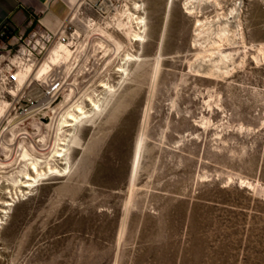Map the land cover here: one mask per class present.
<instances>
[{"label": "rangeland", "instance_id": "374dc122", "mask_svg": "<svg viewBox=\"0 0 264 264\" xmlns=\"http://www.w3.org/2000/svg\"><path fill=\"white\" fill-rule=\"evenodd\" d=\"M206 1L193 16L183 0L89 11L69 56L30 85L20 72L19 105L64 82L48 112L18 124L0 96V264H264V0ZM235 8L241 35L194 45L198 20ZM19 48L0 50L4 71ZM219 50L229 71L192 67Z\"/></svg>", "mask_w": 264, "mask_h": 264}, {"label": "built area", "instance_id": "2783aa9c", "mask_svg": "<svg viewBox=\"0 0 264 264\" xmlns=\"http://www.w3.org/2000/svg\"><path fill=\"white\" fill-rule=\"evenodd\" d=\"M120 1L121 0H79V5L81 7L89 6L101 14H115L119 13ZM208 5L209 2L206 0H183L182 2L184 12L191 16L200 13V11H205ZM135 8L138 9L137 7ZM129 13L131 14V11ZM75 20L76 14H73L59 31H53L47 27H38L34 29L26 38H20L18 41L20 48L12 62L15 68L14 71H4L5 68L0 67V96L3 97L5 91L13 96L10 102V112H14L15 115L10 119L11 121L17 119V123L20 124L37 114L42 115L48 112L61 94L64 88V82L57 77H53L51 83L44 87L38 98L27 99L19 105L20 99L17 97L18 85L21 84L19 82V73L27 72L25 83L30 85L33 80H39L45 74V72L41 74V65L43 64L44 58L49 52H52L55 46L59 44L69 48L75 47L78 43V39L81 37L80 32L74 25ZM136 21L137 20L134 21L136 23V30L133 33L134 36L130 39L131 42L141 41L136 39L135 34L144 33V25ZM12 36L13 31L6 21L0 27V38L2 40H8L12 38ZM49 69V71H51L52 66H50ZM3 142L4 140L1 136L0 147Z\"/></svg>", "mask_w": 264, "mask_h": 264}, {"label": "crops", "instance_id": "0c3cea01", "mask_svg": "<svg viewBox=\"0 0 264 264\" xmlns=\"http://www.w3.org/2000/svg\"><path fill=\"white\" fill-rule=\"evenodd\" d=\"M89 11L95 10L81 7L79 0H0V27L7 21L13 31L12 38H0V50L17 44L38 27L59 31L73 14H76L74 25L78 30L85 20L91 19L86 17Z\"/></svg>", "mask_w": 264, "mask_h": 264}, {"label": "bare ground", "instance_id": "6f19581e", "mask_svg": "<svg viewBox=\"0 0 264 264\" xmlns=\"http://www.w3.org/2000/svg\"><path fill=\"white\" fill-rule=\"evenodd\" d=\"M197 1V0H195ZM213 1V0H212ZM211 1V2H212ZM138 5V4H137ZM135 5V7L139 8L140 5ZM170 6V5H169ZM239 16V10L238 8L233 9L230 12V17L231 19L228 18H222L221 16L219 17V19H217L215 22H211V23H205L202 20H198L197 23V35L194 39V45H201V47H205L208 45H213V46H218V49H223V45L226 41H230L232 39V36L234 34V29L232 27H236L237 29H239V34L240 33V28H239V24H237L236 19ZM233 18V19H232ZM136 22L141 23L144 25V30L145 28V17L143 16L142 18L138 19ZM208 27V33H212L216 35V39H212L211 36H208V38L204 39L203 41L201 40V37L204 35L202 34L203 32V28ZM136 39L138 40H144V36L140 33H136L135 34ZM212 46V47H213ZM122 47V45H118V50H120ZM216 51L215 55H212L210 58H207V55H203L200 56L199 58L197 57V59L192 63V67H196L198 71H202L205 72L207 74H218V73H222L224 71H229V65L234 63L233 59H234V55L235 52L234 51ZM71 53V51L69 49H67L66 46L64 45H60L57 49H55L53 51V55L51 58V60H49L48 62L45 63V65L42 66L41 68V74L46 72L48 67L53 63L56 64L60 58L62 56H69ZM214 54V53H213ZM202 55V54H201ZM25 73V72H24ZM24 75H22L21 73H19V80H23ZM97 104L94 103V106H96ZM76 112L77 113H68L67 118L70 119L69 120H65L64 125L66 126H71V125H75L77 122L80 121V119H82V116L84 115L85 111L83 110V108L76 104ZM1 114V113H0ZM73 121H75V123H72ZM60 150H63L64 152H66L65 148H61ZM27 155V154H26ZM32 164V168L34 169V173L36 174V176L31 175V174H27L26 179L30 180V181H26L27 183L24 184V186L28 187V186H32V182L36 181L37 178L39 176L42 175L41 171H39L37 164L31 162Z\"/></svg>", "mask_w": 264, "mask_h": 264}]
</instances>
